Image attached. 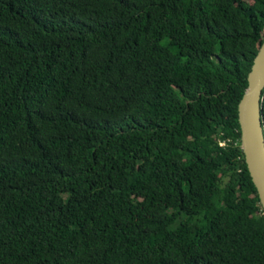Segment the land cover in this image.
I'll return each instance as SVG.
<instances>
[{
	"label": "trees",
	"instance_id": "16d2710c",
	"mask_svg": "<svg viewBox=\"0 0 264 264\" xmlns=\"http://www.w3.org/2000/svg\"><path fill=\"white\" fill-rule=\"evenodd\" d=\"M263 39L264 0H0V264H264Z\"/></svg>",
	"mask_w": 264,
	"mask_h": 264
},
{
	"label": "water",
	"instance_id": "95a60500",
	"mask_svg": "<svg viewBox=\"0 0 264 264\" xmlns=\"http://www.w3.org/2000/svg\"><path fill=\"white\" fill-rule=\"evenodd\" d=\"M264 39L248 75L247 89L238 105L241 149L264 209Z\"/></svg>",
	"mask_w": 264,
	"mask_h": 264
},
{
	"label": "built area",
	"instance_id": "2783aa9c",
	"mask_svg": "<svg viewBox=\"0 0 264 264\" xmlns=\"http://www.w3.org/2000/svg\"><path fill=\"white\" fill-rule=\"evenodd\" d=\"M221 145L223 146V145H224V143H221Z\"/></svg>",
	"mask_w": 264,
	"mask_h": 264
}]
</instances>
